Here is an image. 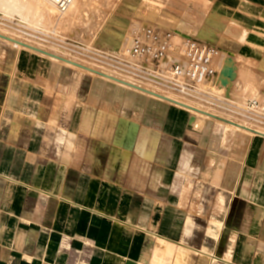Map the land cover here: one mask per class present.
Here are the masks:
<instances>
[{"label":"crops","instance_id":"crops-1","mask_svg":"<svg viewBox=\"0 0 264 264\" xmlns=\"http://www.w3.org/2000/svg\"><path fill=\"white\" fill-rule=\"evenodd\" d=\"M134 1L138 31L208 43L219 71L230 55L264 82V0ZM11 45L0 39V264H264V137L191 127L171 102Z\"/></svg>","mask_w":264,"mask_h":264},{"label":"rangeland","instance_id":"rangeland-1","mask_svg":"<svg viewBox=\"0 0 264 264\" xmlns=\"http://www.w3.org/2000/svg\"><path fill=\"white\" fill-rule=\"evenodd\" d=\"M22 1L21 4L23 3ZM29 2L34 4L36 1L24 0V3L27 4H24V6L27 7L29 4L28 10L33 7V9L36 8L34 11L33 9L28 11L27 8L24 7L22 8L23 10L20 9V12L18 11L17 13L13 12L15 10L10 12L0 7V31L9 35L15 32L11 35L20 37L27 43L40 44L39 46L42 48L45 47L46 50H56L62 54V57L54 53L50 54L46 51H38L50 58L53 57L64 63L72 64L74 69L75 67L79 69L84 68L85 71L89 73L95 71L91 66L95 68L100 67L98 70L102 69L101 72L105 71L102 67L107 69L113 68L114 70L117 69L116 60L119 58V54L121 55V47L127 45L131 36L138 31L141 25L139 21H135V19L132 18L134 12L132 0L131 2L127 0H75L74 4L71 6L72 8L67 13L59 12L58 8H56L51 1L40 0L37 5L34 4L35 7ZM134 4H137V0L134 1ZM24 9H26L30 15L26 14L27 12ZM41 10L46 11L47 14H42L43 16H41ZM22 11L24 13L26 12V15H24V13L20 15L19 13H22ZM115 19H118L120 22L118 25L120 30L125 28L123 24L124 20L130 19L131 21V25L129 24V26L126 27L125 33H122V37L119 40L121 43L120 46H115V36L107 34V32L104 34L107 27L117 26L113 23ZM10 43L18 49L23 47V43L20 41H10ZM24 46L26 45L24 44ZM88 63L89 65L91 64L90 67L84 66V64ZM64 67L68 66L65 65ZM67 69L71 68L68 67ZM76 72L83 74L80 70ZM83 75L85 76V80L83 81L84 84H89V80L92 78L102 79V77H100L101 75L97 76L92 73L87 74L84 72ZM236 78L238 79L237 84L233 91L231 89L229 98L225 96V90L224 93L222 90L221 92L215 93L208 91L210 97H205L207 99H205V101L201 100V102H203L199 105L215 110V112L217 111L218 116L221 117V121H212L217 124L220 123L221 125H225L229 130H231V128L226 124L228 119H233L235 121L244 120L251 125L252 127L242 126L244 131L252 134V136H247L245 140H241V142H243L242 145L249 147L252 139L257 138L255 136L264 137V133H260L254 129V127L264 129V82L261 83V87L259 85L260 82H262L261 79L255 78L252 70L247 67L241 68ZM102 80L105 81L104 79ZM235 82L236 80L233 84ZM152 86L156 87L155 85ZM160 89L165 92L168 91L167 89ZM193 99L196 100L197 98ZM197 121L195 117H191L190 126L199 127L200 123ZM235 121H230V124L232 126L238 125Z\"/></svg>","mask_w":264,"mask_h":264},{"label":"built area","instance_id":"built-area-1","mask_svg":"<svg viewBox=\"0 0 264 264\" xmlns=\"http://www.w3.org/2000/svg\"><path fill=\"white\" fill-rule=\"evenodd\" d=\"M53 2L59 12L65 13L74 0ZM221 57L222 52L208 43L145 26L132 36L116 60V64L120 60L128 68L119 64L116 68L136 81L193 99L196 97L192 92L207 85L214 93L221 90L224 93L219 78L222 69L219 71L217 67Z\"/></svg>","mask_w":264,"mask_h":264},{"label":"bare ground","instance_id":"bare-ground-1","mask_svg":"<svg viewBox=\"0 0 264 264\" xmlns=\"http://www.w3.org/2000/svg\"><path fill=\"white\" fill-rule=\"evenodd\" d=\"M22 1V0H21ZM21 1L20 0H0V7L2 8V9H7V10H9L10 12L11 11H13V10H15V11H13V12H17L18 13V11L20 12V9H22V8H24L25 6H24V4L26 3H24V0L22 1L23 3L21 4ZM28 1V0H27ZM36 1V3H34V4H36L37 5V3H38V1L40 2V0H35ZM47 1H51L53 4H54V2H53V0H47ZM128 2H131V0H127ZM74 2H75V0H74ZM74 2L70 5V8H69V10L72 8L71 6L74 4ZM219 2V1H218ZM226 2V1H225ZM31 5L33 4L32 2H29ZM33 4V5H34ZM151 4H153V3H151ZM214 4H215V2H214ZM23 5V6H22ZM25 5H27V4H25ZM30 5V6H31ZM32 5V6H33ZM205 5V4H204ZM219 5V4H218ZM54 6H55V4H54ZM34 7H35V5H34ZM148 7V6H147ZM154 7H155V5H154ZM25 8H27V10H28V8H29V4H28V6L27 7H25ZM33 9V7H31L28 11H30V10H32ZM34 9H36V8H34ZM34 9H33V11H34ZM127 9V8H126ZM17 10V11H16ZM23 10V9H22ZM24 10H26V9H24ZM27 10H26V12H27ZM46 10V9H45ZM69 10L67 11V12H69ZM36 11V10H35ZM158 11V10H157ZM25 12V13H26ZM32 12V11H31ZM67 12H65V13H67ZM23 11H22V13H19L20 15H23ZM24 13V15H26V14H28L29 12H27L26 14ZM166 13V12H165ZM190 13H192L191 11H190ZM42 14H47L46 13V11H43V10H41L40 11V15L41 16H43ZM154 14V13H153ZM157 14V13H156ZM160 14V13H159ZM163 14V13H162ZM28 15H30V14H28ZM27 15V16H28ZM198 15V14H197ZM40 16V17H41ZM201 16V15H200ZM158 17V16H157ZM160 18V17H159ZM164 18H166V17H164ZM210 18V17H209ZM27 19V18H26ZM150 19H151V17H150ZM161 19H163V18H161ZM199 19V18H198ZM156 20V19H155ZM170 21V20H169ZM193 22H194V20H193ZM203 22V21H202ZM113 23L114 24H116L117 26L116 27H111V26H109V27H107L106 28V30H105V33L104 34H106V32H107V34H112L113 36H115L116 37V45L115 46H120L121 45V43H120V38L122 37V33H123V31L124 30H126V28H123L122 30H120V28H118V25L120 24V22H119V20L118 19H115V20H113ZM161 23H163V22H161ZM201 24V23H200ZM197 25V24H196ZM203 25V24H202ZM131 30V29H130ZM199 30V29H198ZM14 31V30H13ZM17 32V31H16ZM206 32H207V27H206ZM215 32V31H214ZM217 32V31H216ZM15 33V32H14ZM14 33H11V34H14ZM177 33V32H176ZM209 33V32H208ZM0 34L1 35H4L5 37H8V38H11V39H15V40H17V41H20L21 43H23V47L21 48V49H25V50H28V51H32V52H37L38 54H41V55H43V56H45V58L46 59H48L49 58V60H53V61H55V62H58L59 64L61 63V64H63V65H66V66H68V67H70V68H74L73 67V65L71 64H67V63H64V62H62V61H60V60H58V59H56V58H50L49 56H46V55H44V54H42V52H40V51H43V52H48V53H54V54H56V55H58V56H61L62 57V54L60 53V52H58V51H56V50H46L45 49V47H41V46H39V45H37L36 43V45L35 44H32V43H27L25 40H23V39H21L20 37H17V36H13V35H9V34H5V33H3L2 31H0ZM17 34V33H16ZM177 34H180V33H177ZM217 34V33H216ZM219 34V33H218ZM205 35V34H204ZM209 35H210V33H209ZM212 35V34H211ZM219 36V35H218ZM215 37V36H214ZM0 39L1 40H4V41H6L7 42V44L8 43H10V41L9 40H7V39H5V38H2V37H0ZM28 40V39H27ZM36 41V40H35ZM127 41V40H126ZM125 42V41H124ZM11 44V43H10ZM24 44L26 45V46H24ZM13 46V45H12ZM18 47H21V46H18ZM122 49H123V47H121ZM121 49V50H122ZM38 50H40V51H38ZM115 54V53H114ZM43 56H41V57H43ZM119 63V65H121L124 69H127L128 68V66H126L123 62H120V60L118 61ZM117 64V65H118ZM118 65V66H119ZM56 66V65H55ZM84 66H87V67H90L91 66V64L89 65V63L88 64H84ZM67 67V68H68ZM93 69H95V71L94 72H90V73H92V74H94V75H97V76H100V77H102L103 79H105L106 81H110V82H112V83H114V84H117V86H120V87H122V88H129L130 90H132V91H134V92H138V93H142V95H150V96H153V97H155V98H157V99H160V100H162V101H168V102H171V103H173L174 105H176L177 107H179L180 109H182V110H186V111H188V112H190L191 114H190V116L191 117H195V119L196 120H198L197 122L198 123H200L199 124V127L200 126H204L206 129H208V127L210 126V121H212V120H214V121H221L220 119H221V117L220 116H218V112L216 111L215 112V110H211V109H208V108H206V107H202V105L200 106L199 104H201L202 102H201V100H204L205 101V99H207V98H205V97H210V94L208 93V91L209 92H213L214 93V91L211 89V88H209L210 86L209 85H207V88L205 87V86H203L202 88H200V89H198V90H196V91H194V92H192V95L193 96H195L197 99L195 100V99H191V98H182V97H180V96H177V95H175L173 92L171 93V92H168V91H163V90H160V89H157V88H155V87H152V86H150V85H146V84H144V83H141V82H139V81H136V80H134V79H132L129 75H126L125 73H123V72H121V71H119V69H113V68H104V67H102L103 68V70H105L104 72L102 71L101 72V70H98V68L100 69V67H98V68H95V67H93V66H91ZM106 67V66H105ZM65 68V67H64ZM121 68V67H120ZM59 69V68H58ZM75 69H77V70H80V72L82 71L83 72V74H84V72H86L87 74H90L89 72H87V71H85V69L84 68H76L75 67ZM112 69V70H111ZM61 73V72H60ZM262 75H264V74H262ZM83 77V76H82ZM263 78H264V76H263ZM262 79V78H261ZM81 81V80H80ZM258 82H260V81H258ZM261 83H263V82H260V84L259 83H257V84H259L260 86H261ZM81 85V84H80ZM262 87V86H261ZM119 93V92H118ZM129 97V96H128ZM201 97H203V98H201ZM130 98V97H129ZM148 99V98H147ZM199 99V100H198ZM150 100V99H149ZM145 102V101H144ZM207 102V101H206ZM205 102V103H206ZM143 103V102H142ZM162 104H164L163 102H162ZM153 106H155V104L153 105ZM210 106V105H209ZM215 106V105H214ZM155 108V107H154ZM213 108V107H212ZM218 110V109H217ZM220 110V109H219ZM225 112V111H224ZM155 113V112H154ZM220 113V112H219ZM223 115H225V114H223ZM228 116H230V115H228ZM235 117V116H234ZM233 117V118H234ZM237 118V117H236ZM230 121H235V120H233V119H228L227 120V122H226V124L231 128V134H232V136H237V141L239 142V143H241V140L243 139V140H245L246 138H247V136H249V135H251L252 136V134H250V133H248L247 131H244V129L242 128V126L243 125H245V126H247V127H252L251 125H249L246 121H244V120H242V121H235L236 122V124H238V125H235V126H237V127H235V126H232L230 123ZM215 124V123H214ZM220 124V123H219ZM214 127V126H213ZM242 128V129H241ZM254 129L255 130H257L258 132H262V133H264V129H259V128H256V127H254ZM228 130V129H227ZM230 131V130H229ZM229 133V132H228ZM254 135V134H253ZM224 137V136H223ZM255 137H258V138H261V137H259V136H255ZM225 140H226V138H224ZM224 145V144H223ZM221 146V145H220ZM226 149V148H225ZM209 161L211 162V160L209 159ZM208 163V162H207ZM208 164H210V163H208ZM213 164V163H212ZM232 166V165H231ZM233 167V166H232ZM231 168V167H230ZM227 170H228V168H227ZM227 173H228V171H227ZM229 175V174H228ZM195 190V189H194ZM197 191V190H196ZM200 192V191H199ZM201 194V193H200ZM195 195V194H194ZM195 197V196H194ZM200 197V196H199ZM200 200H202V199H200ZM192 201H194V199L192 200ZM227 202V201H226ZM227 207V206H226ZM228 212V211H227ZM212 213V212H211ZM218 215V214H217ZM221 217H222V215H221ZM157 246V245H156ZM159 247V246H158ZM161 254V253H160ZM157 255V254H156ZM162 257V256H161ZM160 257V258H161ZM168 258V257H167ZM162 260V259H161ZM163 262H164V260H162ZM167 261V260H166ZM230 263V262H229ZM228 263V264H229ZM231 264V263H230Z\"/></svg>","mask_w":264,"mask_h":264},{"label":"water","instance_id":"water-1","mask_svg":"<svg viewBox=\"0 0 264 264\" xmlns=\"http://www.w3.org/2000/svg\"><path fill=\"white\" fill-rule=\"evenodd\" d=\"M0 37L5 38L11 42H17L15 39H11L8 37H5L3 35L0 34ZM225 61V65L222 68V71L220 73V88L224 87L225 88V96L226 97H230V92L233 86V82L237 79L236 75H237V67L235 65V60L228 55Z\"/></svg>","mask_w":264,"mask_h":264}]
</instances>
